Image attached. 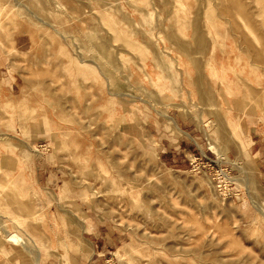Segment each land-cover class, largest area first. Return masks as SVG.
I'll list each match as a JSON object with an SVG mask.
<instances>
[{"label": "rangeland", "instance_id": "rangeland-1", "mask_svg": "<svg viewBox=\"0 0 264 264\" xmlns=\"http://www.w3.org/2000/svg\"><path fill=\"white\" fill-rule=\"evenodd\" d=\"M0 264H264V0H0Z\"/></svg>", "mask_w": 264, "mask_h": 264}, {"label": "bare ground", "instance_id": "bare-ground-1", "mask_svg": "<svg viewBox=\"0 0 264 264\" xmlns=\"http://www.w3.org/2000/svg\"><path fill=\"white\" fill-rule=\"evenodd\" d=\"M225 6H226V5H225ZM218 8H219V7H218ZM221 8H222V7H221ZM178 9H179V8H178ZM179 10H180V9H179ZM216 10H217V9H216ZM218 11H219V10H218ZM218 11H217V12H218ZM220 11H221V10H220ZM226 15H227V14H226ZM218 18H220V17H218ZM216 42H217V41H215V43H216ZM246 43H247V42H246ZM248 44H249V43H248ZM212 58H213V57H212ZM260 93H261V92H260ZM184 135H185V134H184ZM211 149H212L213 151H214V150L216 151V148L213 147V146H211ZM3 177H4V176H3ZM6 238H7V237H6ZM6 240H7V239H6ZM8 241L12 243V242H15L16 240H15L14 237H8ZM28 251H29V250H28ZM28 251H27V252H28Z\"/></svg>", "mask_w": 264, "mask_h": 264}, {"label": "crops", "instance_id": "crops-1", "mask_svg": "<svg viewBox=\"0 0 264 264\" xmlns=\"http://www.w3.org/2000/svg\"><path fill=\"white\" fill-rule=\"evenodd\" d=\"M10 91H12V90H10Z\"/></svg>", "mask_w": 264, "mask_h": 264}]
</instances>
